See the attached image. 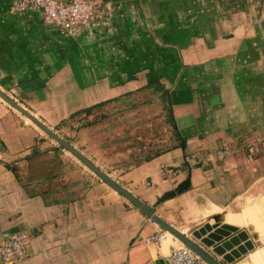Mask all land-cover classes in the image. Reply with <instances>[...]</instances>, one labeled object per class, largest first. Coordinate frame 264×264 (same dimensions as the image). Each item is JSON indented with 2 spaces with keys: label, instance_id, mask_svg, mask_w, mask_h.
Here are the masks:
<instances>
[{
  "label": "crops",
  "instance_id": "0c3cea01",
  "mask_svg": "<svg viewBox=\"0 0 264 264\" xmlns=\"http://www.w3.org/2000/svg\"><path fill=\"white\" fill-rule=\"evenodd\" d=\"M13 1L0 0V88L143 203L187 177L162 204L220 210L264 184V0H103L76 37ZM0 101V240L31 233L22 264H169L175 237L146 242L163 229ZM224 145L235 153L216 158Z\"/></svg>",
  "mask_w": 264,
  "mask_h": 264
},
{
  "label": "built area",
  "instance_id": "2783aa9c",
  "mask_svg": "<svg viewBox=\"0 0 264 264\" xmlns=\"http://www.w3.org/2000/svg\"><path fill=\"white\" fill-rule=\"evenodd\" d=\"M15 10H39L43 21L56 27L61 34L76 37L82 28L105 15L111 10V4L103 0H14ZM248 161H253L257 154L254 141L244 143ZM235 153V148L224 145L215 153L216 158L225 159ZM164 230L146 237L145 241H160ZM32 235L26 229L9 232L0 240V264H22L29 256ZM181 243V242H180ZM169 264H200L205 262L189 247L180 244L173 248L168 256Z\"/></svg>",
  "mask_w": 264,
  "mask_h": 264
},
{
  "label": "rangeland",
  "instance_id": "374dc122",
  "mask_svg": "<svg viewBox=\"0 0 264 264\" xmlns=\"http://www.w3.org/2000/svg\"><path fill=\"white\" fill-rule=\"evenodd\" d=\"M112 8H113V5L111 4V9ZM138 99H140V98H138ZM159 101H157L156 104H154L153 110H151L154 113V125H153L152 139L154 140L153 141L154 147L159 145L160 146L159 149H162V148H165L166 146L170 147L172 145V141L170 139L167 142H161L160 141L161 138L159 137V134H158L159 133L158 131L160 130V125H159L158 121H155V119L158 118V116H157L158 109L157 108L160 107ZM158 102H159V104H158ZM39 131H41V130H39ZM40 133H42L43 135H46L42 131ZM46 137H49V136L46 135ZM66 153H67L68 157H73L68 152H66ZM179 199H180V202L178 204L171 205L170 207L168 206V204L166 206V203L162 204V202L159 204H156L154 206H155V208L157 207L158 212L160 214H162L168 220L169 223L173 224L175 227L179 228L180 230H184L185 232H187V234L190 237L194 238L193 237L194 232L199 231L200 229L201 230L203 229V233H202L203 236L209 237V236H211L213 231L218 227L217 226L218 224L216 221L217 218H219L221 215H224L225 212H228V211H230V212H242L247 203L251 204V205L247 206L245 209H248L254 205L256 206L260 200L264 201V184H261L257 188H254V189L244 193V195H242L240 198L235 200L229 206L219 208L220 210H218L217 208H214V206H196V205L192 204L191 200L184 199L182 197ZM217 210H218V212H215L213 214H208L211 211H217ZM207 211H209V212L207 213ZM243 213L244 212H242L241 214H243ZM213 218H216V219H213ZM254 222L256 224V221H254ZM236 228L237 229L231 231L232 233L231 232L229 234L227 233L228 235L225 234L219 240L215 241L213 244H207L205 242L203 243V242H201L200 239H196V238L195 239L200 244H202L206 249L211 251L212 253H213L214 246L223 243L225 240L229 239L231 236L237 235L240 232L246 233L247 241H250L251 243H253V247L256 248V247L264 245V233L262 232L261 228L257 227L258 230L261 231V237L260 238H257L258 235L256 233L249 231L248 228L246 229V227H244V226H240V227L237 226ZM167 237H170V236L168 235ZM234 247H236V246L234 245ZM248 252L242 253L240 256H238L237 259L241 262H249ZM219 259L223 260L220 257H219Z\"/></svg>",
  "mask_w": 264,
  "mask_h": 264
},
{
  "label": "water",
  "instance_id": "95a60500",
  "mask_svg": "<svg viewBox=\"0 0 264 264\" xmlns=\"http://www.w3.org/2000/svg\"><path fill=\"white\" fill-rule=\"evenodd\" d=\"M0 98L7 103L11 108L18 111L21 115L27 117L32 123H34L42 132L53 139L58 147L68 151L84 166H86L93 174H95L101 181L111 187L113 190L121 194L133 207L138 209L154 223H156L163 230L169 231L175 238H177L182 244L189 247L195 252L206 264H228L226 260H221L217 255L206 249L200 244L195 238L190 237L186 233L179 230L173 224L163 219L155 211V206L143 203L138 197H136L129 189L121 185L119 182L110 177L107 173L96 166L90 159H88L78 148H76L70 141L61 137L53 129L47 126L38 116L28 110L26 107L21 105L6 92L0 88ZM190 184V178L187 177L180 182L176 187L164 192L156 201V204L163 202L164 200L172 197L176 192L185 189ZM237 228H233L235 230ZM204 243V241L201 240ZM206 243V242H205ZM208 244V243H207Z\"/></svg>",
  "mask_w": 264,
  "mask_h": 264
},
{
  "label": "bare ground",
  "instance_id": "6f19581e",
  "mask_svg": "<svg viewBox=\"0 0 264 264\" xmlns=\"http://www.w3.org/2000/svg\"><path fill=\"white\" fill-rule=\"evenodd\" d=\"M24 118H26V120L30 122V124L32 123L27 117L24 116ZM32 124L35 125L34 123ZM243 212H244L243 214H239V215L224 214L221 215L219 218L216 217L218 227L213 231L211 236L209 237L203 236L202 235L203 229L202 230L200 229L199 231L194 232L193 237L196 239H200L208 244H213L215 241L219 240L225 234L227 233L229 234L233 228H236L237 226L238 227L244 226L246 227V229L248 228L249 231L256 233L258 235L257 238H260L261 231H259L257 227L261 228L262 232L264 233V201L260 200L256 206L254 205L248 209H245ZM254 221H256V224ZM164 233L167 236L169 235L170 237H174L167 230H165ZM177 241L179 240L177 239ZM234 245L236 247H234ZM244 252L245 253L248 252L249 262H241L237 259L238 256H240ZM213 253L218 257L226 260L228 264H264V245L256 248L253 247V243L247 241L245 232H240L237 235L231 236L223 243L214 246Z\"/></svg>",
  "mask_w": 264,
  "mask_h": 264
}]
</instances>
